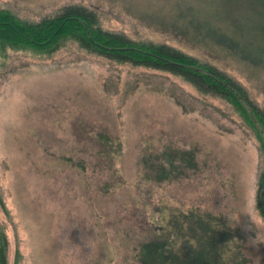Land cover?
<instances>
[{
    "label": "rangeland",
    "instance_id": "374dc122",
    "mask_svg": "<svg viewBox=\"0 0 264 264\" xmlns=\"http://www.w3.org/2000/svg\"><path fill=\"white\" fill-rule=\"evenodd\" d=\"M69 4L94 11L104 29L214 66L264 108V0H0L28 21ZM263 165L233 106L180 77L74 42L48 55L0 51L7 264H138L146 211L189 207L231 231L223 262L264 264ZM145 168L170 175L153 183Z\"/></svg>",
    "mask_w": 264,
    "mask_h": 264
},
{
    "label": "trees",
    "instance_id": "16d2710c",
    "mask_svg": "<svg viewBox=\"0 0 264 264\" xmlns=\"http://www.w3.org/2000/svg\"><path fill=\"white\" fill-rule=\"evenodd\" d=\"M94 11L80 4L63 5L37 21L22 19L9 9L0 8V51L24 50L48 55L61 45L74 42L89 53L118 63L131 64L170 73L188 82L200 92L210 93L230 103L242 116L259 142L264 160V108H257L247 99L244 90L214 66L201 63L170 44L158 41L134 40L104 29L97 23ZM101 136V135H100ZM100 136L97 137L99 142ZM110 142L107 139L106 143ZM103 154L113 156L105 145ZM162 167V166H161ZM147 180L162 181L170 174L146 169ZM181 171V168H179ZM255 203L264 220V165L258 173ZM175 209L167 215L146 211L149 237L139 242L135 259L138 264H219L218 254L231 240V231L201 210ZM153 210V209H151ZM206 216V215H205ZM192 220V222L190 221ZM7 237L0 224V264H7ZM228 250L224 249L227 255ZM222 264H229L224 261Z\"/></svg>",
    "mask_w": 264,
    "mask_h": 264
}]
</instances>
